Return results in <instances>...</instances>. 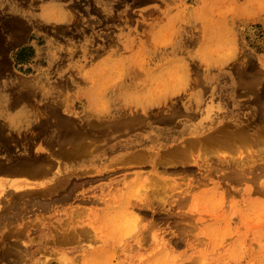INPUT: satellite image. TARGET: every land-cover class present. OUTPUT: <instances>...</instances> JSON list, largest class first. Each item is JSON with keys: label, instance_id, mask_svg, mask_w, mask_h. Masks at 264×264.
I'll return each mask as SVG.
<instances>
[{"label": "rangeland", "instance_id": "rangeland-1", "mask_svg": "<svg viewBox=\"0 0 264 264\" xmlns=\"http://www.w3.org/2000/svg\"><path fill=\"white\" fill-rule=\"evenodd\" d=\"M16 30L21 34L20 38L15 35ZM3 40L7 58L4 60L5 71L0 74V126H4L2 134L6 139L0 137V162L45 155L48 157L43 164L50 166L52 173L49 168L40 185L34 183L36 178L33 176L0 173V199L6 198L0 203V219L8 216L0 220V253L7 251L9 243L13 245L6 256L5 253L0 255V260H5L0 264H45L48 258H59L57 254H66L74 264H264V134L257 143L246 141L231 147L198 149L188 162L168 166L166 170L151 162L137 165L110 163L114 161L118 144L130 147L136 143V148L157 144L160 133L164 135L161 146L165 144L160 153L164 154L180 142L177 136H183L189 127L208 125L215 129L220 125L219 128L234 126L238 129L244 125L250 131L264 129V0H0V44ZM245 67L253 70L252 79L245 77L241 70ZM253 78L256 79L254 86L249 85L253 87L251 90L247 83L251 80L252 83ZM243 80H249L244 83L249 89L244 87ZM9 87L11 91L7 90ZM254 87L256 92L252 93ZM29 89L30 92H26ZM22 90L30 96L29 103L24 98L18 106L10 107V103L24 92ZM258 92L263 94L262 101L256 99ZM155 94L163 99L162 104L150 108L138 104L139 98ZM200 99L202 101L197 104ZM174 104L181 110L176 112L172 123L166 121L168 124H165L152 118L158 114L168 116L174 111V108L168 110ZM160 107L163 112L165 110L164 114ZM134 109L139 112L136 114ZM152 109L159 110L158 114ZM124 112L130 115L129 119ZM181 112L186 114L178 115ZM47 113L49 115H44ZM123 117L127 121L141 122L138 126H145L136 129V121H130L133 125L136 123L132 130L133 125L123 123ZM55 119L58 121L54 122ZM102 120L109 122L112 128H107ZM110 121L125 124L122 125L124 131ZM226 123L231 126H224ZM84 124L102 128L91 126L93 130L86 125L87 129ZM10 130L15 133V140L11 139L15 137ZM113 130L117 136L114 141L109 139ZM60 131L68 136L65 138ZM67 144L71 146L67 147ZM78 145H82V151L74 157L79 158L72 154L68 158L71 151L76 153ZM60 147H63L62 152L58 151ZM81 152L83 156L79 155ZM64 170L70 174L66 175ZM81 171L85 173L81 174ZM64 175L71 178L70 181L74 180L65 188L61 184ZM137 175L148 178L145 185L140 184ZM52 184L57 189H50ZM124 184L132 188L127 196L119 192ZM44 185L43 191H46L42 194ZM30 187L31 192L35 188L32 194ZM9 188L11 191L5 192ZM70 189H73L72 197L66 194ZM18 190L26 192L22 194ZM12 192H17L14 199ZM16 194L19 197L25 195L21 199L25 204ZM28 201L32 203L27 205ZM51 201L54 203L50 205ZM15 204L17 207L25 205L26 209L24 207L22 211L26 210V213ZM18 209L20 213L16 211ZM113 209L119 213L124 211L126 217L117 220L129 228L118 233L119 238L124 233L125 240L116 243L117 247L105 255L98 256L92 250L93 246H103L102 240L97 239L100 244L71 240L74 243L71 244L58 239L66 230L90 227L92 220L99 218L95 214L97 211ZM9 215H12L11 219ZM2 221L6 223L2 224ZM136 226L138 230L132 231L131 228ZM21 228L24 230L20 231ZM153 232L157 233L156 238L152 236ZM5 235L8 238L5 239ZM16 255L21 258H14ZM54 264H60V261L56 260Z\"/></svg>", "mask_w": 264, "mask_h": 264}, {"label": "bare ground", "instance_id": "bare-ground-1", "mask_svg": "<svg viewBox=\"0 0 264 264\" xmlns=\"http://www.w3.org/2000/svg\"><path fill=\"white\" fill-rule=\"evenodd\" d=\"M113 19H115V18H113ZM13 30H15V28L13 29ZM17 31V30H16ZM18 32V31H17ZM15 33V35H18V38H20L21 37V34H19V32L18 33ZM9 33V32H8ZM109 40V39H108ZM110 41V40H109ZM111 43H112V41H110ZM109 42V43H110ZM157 45V44H156ZM130 46V45H129ZM128 45H127V47H129ZM159 46V45H158ZM156 48V47H155ZM163 50V49H162ZM98 51V50H97ZM160 51V50H159ZM90 53H92V52H90ZM160 53H162V52H160ZM158 54V53H157ZM156 54V55H157ZM156 57H158V55L156 56ZM4 60L5 59H3V60H1V62H0V74L3 72V71H5V62H4ZM7 61V60H6ZM8 66V65H7ZM242 71H243V73L246 75H244L243 73H241V74H243L245 77H248V78H250L251 77V79H252V76L253 75H255L253 72H251V71H253V70H249V68L248 67H245V68H243V69H241ZM255 71V70H254ZM241 72V71H240ZM250 72H251V74H250ZM256 73V72H255ZM240 74V75H241ZM14 75V74H13ZM243 75H241V78H242V76ZM9 76V75H8ZM256 78H258L259 76L256 74ZM14 77V76H13ZM244 77V78H245ZM254 77V76H253ZM2 78V77H1ZM255 78V79H256ZM250 79V80H251ZM254 78H253V82L251 83V81L249 82V80H247V82H249V83H247V82H245L244 80H243V85H245L244 83H247V86H251L252 84V86H254L255 84H254V80H255ZM12 80V79H11ZM259 80V83L261 82L260 81V78L258 79ZM15 81V80H14ZM24 81V80H23ZM32 81V80H31ZM25 82H29V81H25ZM25 82H23V83H25ZM14 83V82H13ZM31 83V82H30ZM218 83V82H217ZM242 83V82H241ZM258 83V84H259ZM29 84V83H28ZM28 84H26V85H28ZM11 85H13V84H11ZM23 85V84H22ZM25 85V86H26ZM30 85H32V83L30 84ZM242 85V84H241ZM242 85V86H243ZM14 86H16V88L18 87V85H15L14 84ZM246 85L244 86L245 88L247 87ZM249 86V87H250ZM3 87V86H2ZM27 87H29V86H27ZM158 87V86H157ZM156 87V88H157ZM159 87H160V85H159ZM165 87V86H164ZM19 88V87H18ZM248 88V87H247ZM251 88V90H252V88L253 87H250ZM10 90L11 91V88L9 87V88H7V90ZM15 89V88H14ZM113 89V88H112ZM249 89V88H248ZM18 90V89H17ZM28 90V89H27ZM26 90V92H30V89H29V91H27ZM164 90H166V88L164 89ZM163 90V91H164ZM250 90V91H251ZM256 89H255V87H254V89H253V91H252V93L254 92H256L255 91ZM22 91H24V90H22ZM156 91H157V89H156ZM12 92H14V91H12ZM166 92V91H165ZM157 93H158V91H157ZM160 93V92H159ZM31 94V93H30ZM99 94H100V92H99ZM109 94H110V92H109ZM165 94V93H164ZM256 95V94H255ZM201 96V95H200ZM257 96L258 97H256V99L257 100H261L262 101V98H263V94L262 93H260V92H258L257 93ZM15 97V96H14ZM17 97V96H16ZM32 97V96H31ZM18 99L16 100V98H14V100H16V101H12V103H10V107H12V106H15L16 107V105L18 106V104H20V102H22V100H25L26 98V101H27V103H29L28 102V98L30 99V96L29 95H27L26 93H25V91L24 92H22V93H20V95H19V97H17ZM25 98V99H24ZM255 99V98H254ZM264 99V98H263ZM13 100V99H12ZM30 101V100H29ZM198 101V103L197 104H199L202 100L200 99V100H197ZM253 103H257V101L256 102H254V100H251ZM31 102V101H30ZM260 102V101H259ZM163 103V99H161V97H159L158 95H149V96H147V97H143V98H139L138 99V104H140V105H142V107L143 108H146V107H149V106H153L154 104H162ZM137 104V103H136ZM30 105V104H29ZM51 105V104H50ZM257 105V104H256ZM258 105H260V104H258ZM187 106H189V105H187ZM51 107V106H50ZM127 107V106H126ZM168 107V106H167ZM177 106H175V104L174 105H172V107L170 106V109H168V110H173L172 108H174V111H172V113H169V115L168 116H165V114H164V112H165V110H164V112H163V108L162 107H160V108H162V112H163V114H164V116L163 115H159L158 114V112H159V110H156V112H157V114H158V116L157 117H152L153 119H156L157 121H161L162 123H163V121L165 122V124H168V123H166V121L167 122H173L174 120H173V118H174V116H176V112L178 113V112H180V110H181V108H179V107H177ZM123 108V107H122ZM133 108V107H132ZM136 108V107H135ZM150 108V107H149ZM155 108V107H154ZM159 108V109H160ZM166 108V107H165ZM169 108V107H168ZM188 108V107H187ZM193 108V107H192ZM53 109V108H52ZM51 109V110H52ZM124 109H125V106H124ZM158 109V108H157ZM177 109V110H176ZM256 109V108H255ZM48 110V109H47ZM51 110H49V111H51ZM55 110V109H54ZM128 110V109H127ZM144 110V109H143ZM143 110H142V113H144L143 112ZM153 110V109H152ZM155 110H153L154 112H155ZM49 111H47V112H49ZM126 111V110H125ZM134 111H135V109H134ZM256 111H258V110H256ZM44 112H45V110H44ZM43 112V113H44ZM55 112H57V111H55ZM121 112V111H120ZM128 112H130V111H128ZM132 112V111H131ZM131 112H130V114H131ZM137 111H135V113H136ZM139 112V111H138ZM137 112V113H138ZM153 112V113H154ZM193 112H195V111H193ZM50 113V112H49ZM117 113V112H116ZM125 113V112H124ZM136 113V114H137ZM146 113V112H145ZM153 113H152V115H153ZM50 114H54L55 115V117H56V114L55 113H52V111H51V113ZM103 114V113H102ZM126 114V113H125ZM136 114L134 115V112H133V115L134 116H136ZM161 114V113H160ZM186 113H184V114H182V112L180 113V114H178V115H182V116H184ZM190 114H192V116H195L194 114H196V113H190ZM190 114L188 115L189 117H190ZM44 115H49L48 113L47 114H44ZM43 115V116H44ZM124 115V114H123ZM127 115V114H126ZM125 115V116H126ZM132 115V114H131ZM132 115V116H133ZM138 115H141V113L140 114H138ZM151 115V114H150ZM149 115V116H150ZM42 116V115H41ZM58 116V115H57ZM60 116V115H59ZM66 116V115H65ZM129 116L130 115H127L126 116V118L128 117V119H129ZM148 116V117H149ZM261 116V115H260ZM259 116V117H260ZM51 117H53V116H51ZM54 117V118H55ZM63 117L64 116H62V119L61 120H63ZM101 117H103V116H101ZM112 117V116H111ZM150 117V119H152ZM181 117V116H180ZM180 117H178V118H180ZM262 117V116H261ZM68 118V117H67ZM125 120L123 121V119H122V121H123V123H125L126 125L127 124H129V122L131 121H133L134 119H131L130 121H127L126 120V118L125 117H123ZM137 118V117H136ZM146 118V117H145ZM193 118V117H192ZM195 118V117H194ZM65 119H66V117H65ZM69 119H72V118H69ZM138 119V118H137ZM149 119V118H148ZM147 119V120H148ZM152 119V120H153ZM215 119V118H214ZM217 119V118H216ZM216 119H215V121H216ZM263 119V118H262ZM46 120H48V119H46ZM45 120V121H46ZM52 120H53V118H52ZM57 119H55L54 120V122L56 121ZM73 120H75V119H73ZM93 120V119H92ZM91 120V121H92ZM142 120H144V118L142 119ZM156 120H154V121H156ZM173 120V121H172ZM177 120H180V119H176V121ZM48 121H50V120H48ZM58 121V120H57ZM87 121V120H86ZM94 121V120H93ZM92 121V122H93ZM102 121H104V120H102ZM116 121V120H115ZM120 122H121V120H119ZM119 121H117V122H113V123H115L114 125H115V127L117 126V127H119V126H121V129H122V125H123V127H124V125L125 124H120V122ZM126 121V122H125ZM136 121V120H135ZM135 121H133L132 123H134ZM218 121V120H217ZM217 121H216V123H217ZM234 121V120H233ZM262 121H264V120H262ZM262 121H260V122H262ZM52 122V121H51ZM51 122H48V123H51ZM88 122V121H87ZM104 122H106V120L104 121ZM103 122V123H104ZM111 122V121H110ZM111 122V124L113 125V123ZM130 122V123H131ZM143 122H146V121H143ZM39 123V122H38ZM42 123V122H41ZM53 123V122H52ZM67 123V122H66ZM65 123V124H66ZM97 124L98 125V123L99 122H94V124ZM102 123V122H101ZM109 122H106V126H107V128L108 127H110L111 125L110 124H108ZM131 123V124H132ZM137 123V124H136ZM136 129H139L140 127L139 126H141V127H143L142 125H144V124H140L139 126H138V123H141V122H138V121H136ZM150 123V122H149ZM156 123V122H155ZM159 123V122H158ZM225 123V122H224ZM232 123V125H233V122H231ZM40 124V123H39ZM39 124L37 125V126H39ZM46 125H48L47 123H45ZM45 124H44V126H45ZM55 124V123H54ZM80 125H82L83 123H79ZM130 124V125H131ZM134 124V125H135ZM194 124V123H193ZM2 125V124H1ZM56 125V124H55ZM69 125V124H68ZM72 125V124H71ZM87 125V127L88 126H90V125H88V124H86ZM86 125L84 124V126H85V128H87L86 127ZM99 125H101V124H99ZM103 125V124H102ZM130 125H128V127H127V129L129 128V126ZM133 125V124H132ZM132 126V127H130L132 130H134L135 128V126ZM201 125V124H200ZM224 126L225 125H230V124H223ZM250 125V124H249ZM248 125V126H249ZM36 126V127H37ZM62 126H64V125H62ZM77 126V125H76ZM75 126V127H76ZM84 126H82V127H84ZM92 126V125H91ZM90 126V127H91ZM95 126V125H94ZM104 126V125H103ZM106 126H105V128H106ZM137 126H138V128H137ZM145 126V125H144ZM220 126V125H219ZM219 126H217V128H213V129H211V128H209V126L207 125V126H203V125H201V127L199 126V127H197V128H195V126L194 127H189L188 129H185V132H184V134H183V136H181V137H179V136H177V138L179 139V141L180 142H178V144L177 145H175L173 148H171V151L169 152L168 150V152H165L164 154H161L160 152H161V148H163L164 146H165V144L164 145H162L161 146V140L162 139H164V135H162L161 133L158 135V137H159V139H157V141H158V143L157 144H147V145H145L144 147H140V148H136L137 146H138V144H136V143H133V145L132 146H130L129 147V145H126V144H118L117 145V147L115 148V156L113 157V159H114V161H112V162H110V163H118L119 165L121 164L122 165V163L124 164H126V163H128V164H130V163H136V165H137V163L138 164H145V163H147V162H151L155 167H158V168H160V166H164L165 167V170L167 169L166 167H168V166H174V165H176V164H179V163H181V164H184V163H182V162H185V161H187L188 162V160H190V158L192 157V154H193V152L195 151V152H197L196 150H198V149H201V150H210V149H216L217 147L218 148H223L224 146L225 147H227V146H229V147H231L232 145H238V144H240V143H242L243 144V142L245 143L246 141H256V143L257 142H260L261 141V139H262V136H263V134H264V129L263 130H261V129H258V130H253V131H250L249 129H247V128H244L243 126L242 127H240V128H233L234 126H232V128L230 129V128H219ZM231 126V125H230ZM4 126H0V137H3L4 136V138H5V135H3L2 134V128H3ZM35 127V126H34ZM35 127V128H36ZM74 127V128H75ZM82 127H80V128H82ZM93 127V126H92ZM89 128V129H93V128H96V129H100V128H102V127H100V126H95V127H93V128ZM98 127V128H97ZM228 127V126H227ZM33 128V127H32ZM45 128H47L46 126H45ZM63 128V127H62ZM72 129H73V127H71ZM80 128H79V130H80ZM87 128V129H88ZM104 128V129H105ZM111 128H112V126H111ZM110 128V130H112ZM114 128V127H113ZM130 128H129V130H130ZM134 128V129H133ZM5 129V128H4ZM3 129V130H4ZM11 129V128H10ZM84 129V128H83ZM103 129V130H104ZM125 129V128H124ZM124 129H122L123 131H124ZM126 129V131L125 132H129V130H127ZM142 129V128H141ZM184 129V128H183ZM34 131H37L36 129H33ZM39 130H41L40 128H39ZM44 130V129H43ZM48 130V129H47ZM52 130V129H51ZM59 130V129H58ZM61 130V129H60ZM63 130H65L64 128H63ZM75 130H77V129H75ZM94 130V129H93ZM101 130V129H100ZM106 130V129H105ZM108 130V129H107ZM114 130H115V128H114ZM113 130V131H114ZM118 130H120V129H118ZM118 130H117V132L116 133H118ZM4 131H6V130H4ZM11 131H12V133H14L13 132V130H10V134H11ZM62 131V130H61ZM60 131V132H61ZM74 131V130H73ZM83 131H85V130H83ZM112 131V137H110L109 138V136H108V138L109 139H115L117 136H116V134H115V131L113 132ZM7 132V131H6ZM67 132V131H66ZM77 132V131H76ZM79 132V131H78ZM95 132V131H94ZM105 132V131H104ZM107 132V131H106ZM111 132V131H110ZM110 132H107V133H110ZM120 133H121V130L119 131ZM128 132L127 133H125V134H127V136H128ZM132 132H134V131H132ZM37 133V132H36ZM58 133V132H57ZM61 133H63V132H61ZM73 133V132H72ZM80 133H82L81 132V130H80ZM79 133V134H80ZM85 133V132H84ZM89 133V132H88ZM91 133V132H90ZM101 133H103L102 131H101ZM155 133H156V131H155ZM254 133V134H253ZM48 134V133H47ZM59 134V133H58ZM64 134H66L65 132L62 134V135H64ZM76 134H78V133H76ZM75 134V135H76ZM86 134V133H85ZM13 135V134H12ZM61 135V134H60ZM72 135V134H71ZM103 135H105V133H103ZM110 135V134H109ZM118 135H121V134H118ZM15 138H11V139H13V140H15L16 139V135H15V133H14V135H13ZM12 136V137H13ZM68 135H66V137H67ZM79 136V135H78ZM88 136H90V135H88ZM114 136H116V137H114ZM156 136V135H155ZM42 137V136H41ZM57 137V136H56ZM62 137V136H61ZM64 137H65V135H64ZM65 137V138H66ZM73 137H75V136H73ZM82 137H84L83 135H82ZM81 137V139H83ZM85 137H87V136H85ZM93 137V136H92ZM98 137V136H97ZM101 137V136H100ZM105 137H106V135H105ZM121 137V136H120ZM60 138V137H59ZM65 138H64V140H65ZM161 138V139H160ZM6 139V138H5ZM10 139V138H9ZM81 139H79V140H81ZM92 139V138H91ZM96 139V138H95ZM98 139H100V138H98ZM177 139V140H178ZM60 140V139H59ZM59 140H57V141H59ZM61 140H63V139H61ZM67 140V139H66ZM68 140H70V139H68ZM71 140H72V138H71ZM89 140V139H88ZM103 140V139H102ZM101 140V141H102ZM108 140V139H107ZM111 140V141H112ZM116 140V139H115ZM124 140V139H123ZM138 140V139H137ZM4 141V140H3ZM8 141V140H7ZM10 141H12V140H10ZM110 141V140H109ZM114 141V140H113ZM72 142V141H71ZM74 142V141H73ZM72 142V143H73ZM76 142H78V141H76L75 140V143ZM81 142H84L85 143V141H81ZM87 142V141H86ZM92 142V141H91ZM91 142L89 143L88 142V144H91ZM96 142V141H95ZM100 142V141H99ZM104 142H106V140L104 141ZM57 143H59V142H57ZM65 143V142H64ZM71 143V144H72ZM74 143V144H75ZM93 143V142H92ZM106 143H108V142H106ZM112 143V142H111ZM142 143V142H141ZM151 143V142H150ZM160 143V144H159ZM255 143V142H254ZM68 144H69V141H68ZM66 145L67 147L68 146H71V144L70 145ZM73 144V145H74ZM82 144V143H81ZM87 144V143H86ZM87 144V145H88ZM5 145V144H4ZM60 145V144H59ZM76 145V144H75ZM93 145V144H92ZM98 145V144H97ZM106 145V144H105ZM109 145V144H108ZM111 145V144H110ZM140 145V144H139ZM1 146V145H0ZM7 146V145H6ZM62 146V145H61ZM81 146L82 145H78L77 147H76V149H75V151L74 152H76V153H72V151H71V153H69L68 154V158L70 157V154H72L73 155V157H74V155L75 154H77V153H79L80 152V150L82 149L81 148ZM91 146V145H90ZM103 147H104V145H102ZM161 146V147H160ZM65 147V146H64ZM83 147H84V145H83ZM93 147V146H92ZM95 147V146H94ZM93 147V148H94ZM101 147V146H100ZM99 146H98V148H100ZM63 149V147H60V149ZM96 148V147H95ZM97 148V149H98ZM114 148V147H113ZM1 149V148H0ZM27 149H28V147H27ZM51 150H52V148H50ZM62 149L61 150H59L58 149V151H61L62 152ZM71 149H73V148H71L70 147V150ZM85 149V148H84ZM87 149H88V147H87ZM96 149V150H97ZM102 149V148H101ZM112 149V148H111ZM225 149V148H224ZM2 150V149H1ZM0 150V151H1ZM7 150V149H6ZM29 150V149H28ZM30 150H31V148H30ZM67 149L65 148V151H66ZM95 150V149H94ZM106 151H107V149H105ZM104 150V151H105ZM9 151V150H8ZM54 151H56V150H54ZM57 151V152H58ZM82 151V150H81ZM85 151V150H84ZM101 151V150H100ZM163 151V150H162ZM165 151V150H164ZM45 152H47L46 150H45ZM56 152V153H57ZM67 152V151H66ZM87 152V151H86ZM88 152H89V149H88ZM10 153V152H9ZM48 153V152H47ZM53 153V152H52ZM55 153V152H54ZM85 153V152H84ZM90 153V152H89ZM163 153V152H162ZM42 154V153H41ZM81 154H82V152L79 154L80 156H81ZM92 154V153H91ZM27 155H29V154H27ZM31 155V154H30ZM49 155V154H48ZM53 155V154H52ZM64 155H67V153H65ZM64 155H63V157H64ZM71 155V156H72ZM84 155H87V154H84ZM162 155H165V156H162ZM37 156V155H36ZM38 156H39V154H38ZM50 156V155H49ZM61 156V155H60ZM82 156H83V154H82ZM106 156V155H105ZM166 156H168V157H166ZM8 157H9V155H8ZM24 157H26V156H24ZM47 157L48 156H45V155H43V156H40V157H35V158H32V157H28V158H20V159H18V160H16L15 162H13V161H11L10 163H6V161L4 162V160H3V162L4 163H2V162H0V173L2 172V173H4V175L5 176H9L10 174H5V173H12V174H17L18 175V173H19V175L20 174H22V176H25V175H27L26 177H30V176H33V177H35L36 179H34V178H32V179H34L33 181H34V183H36V182H39V184L38 185H40V183L41 182H44V178L46 179V177H45V175L47 174V173H49L52 169H51V167L49 166V168H50V170H49V172H48V166L46 167V166H44V164L43 163H45L46 162V160H47ZM78 158H79V156H77ZM77 157H74V158H77ZM10 158V157H9ZM49 158H51V157H49ZM68 158H66V160L68 159ZM72 158V157H71ZM73 158V159H74ZM102 158V157H101ZM100 158V159H101ZM107 158V157H106ZM65 159V158H64ZM108 159H109V157H108ZM12 160H14V159H12ZM49 160V159H48ZM8 161V160H7ZM99 161V160H98ZM49 162H50V160H49ZM49 162H47L48 163V165H51V164H49ZM187 162L185 163L186 165H187ZM6 163V164H5ZM51 163V162H50ZM46 164V163H45ZM98 164V163H97ZM167 164H169V165H167ZM149 165V164H148ZM52 166V165H51ZM62 166V165H61ZM85 166V165H84ZM83 166V167H84ZM147 166V165H146ZM177 166H179V165H177ZM80 167V166H79ZM86 167V166H85ZM143 167V166H142ZM164 167H161L162 169L164 168ZM181 167V166H180ZM180 167H179V170H180ZM185 167H187V166H185ZM53 168V167H52ZM67 168V167H66ZM190 167H189V165H188V169H189ZM60 169V168H59ZM62 169V168H61ZM60 169V171L62 172L63 170H61ZM65 169V168H64ZM97 168H95L94 170H96ZM184 169V168H183ZM235 168H233V170H234ZM71 170V169H70ZM75 170H77V169H75ZM84 170H86V169H84ZM161 170V169H160ZM73 171H74V169H73ZM89 171H90V173H92L91 171V169H89ZM89 171H88V173H89ZM139 171V170H138ZM60 172V173H61ZM66 172V170H64V173ZM70 172V171H69ZM72 172V171H71ZM79 172V171H78ZM77 172V173H78ZM84 171H81V174L83 173ZM99 172L101 173V170H99ZM1 173V174H2ZM52 173V171L50 172V174ZM73 174H74V172H72ZM72 173H71V175H72ZM85 173V172H84ZM86 173H87V171H86ZM89 173V174H90ZM94 173V172H93ZM234 173H235V170H234ZM54 174V173H53ZM66 174V173H65ZM68 174H70V173H68ZM68 174H66V175H68ZM78 174H80V173H78ZM143 174H145L144 172H143ZM237 174V173H236ZM239 174V173H238ZM237 174V175H238ZM3 175V176H4ZM18 175V176H19ZM29 175V176H28ZM55 175V174H54ZM66 175H64L65 177H63L62 179L64 180L61 184L62 185H64L63 187L65 188V185H66V187H69L70 186V183L71 182H73V181H70V179L71 178H69L68 176L66 177ZM76 175V174H75ZM85 175V174H84ZM146 175V174H145ZM11 176V175H10ZM16 176V175H15ZM21 176V175H20ZM48 176V175H47ZM63 176V175H62ZM70 176V175H69ZM78 176V175H77ZM80 176V175H79ZM71 177V176H70ZM74 177V176H73ZM96 177H97V175H96ZM99 177V176H98ZM38 178V179H37ZM84 178V177H83ZM87 178H89V177H87ZM137 178H138V180H139V182H140V184L141 185H145V183H146V180H148V178H145L144 177V175H137ZM198 178V177H197ZM58 179V178H57ZM61 179V180H62ZM76 179V178H75ZM80 178H78V181L79 182H81L80 180H79ZM85 179H86V177H85ZM123 179V178H122ZM122 179H119L118 181L119 182H123V180ZM198 179H202V178H198ZM197 179V180H198ZM54 180V179H53ZM72 180V179H71ZM122 180V181H121ZM4 181H5V179H4ZM51 181V180H50ZM57 181V180H56ZM56 181H55V183H56ZM58 181H59V179H58ZM77 181V180H76ZM82 181H83V179H82ZM88 181V180H87ZM199 181V180H198ZM201 181V180H200ZM199 181V182H200ZM204 181V180H203ZM202 181V182H203ZM60 182V181H59ZM136 182V181H135ZM139 182L137 181L135 184H137V186H139ZM201 182V183H202ZM51 183V182H50ZM77 183V182H76ZM75 183V184H76ZM82 183H84V181L82 182ZM88 183H89V181H88ZM60 184V183H59ZM81 184V183H80ZM84 184H86V181H85V183ZM13 185V184H12ZM79 185V184H78ZM2 186V182L0 181V187ZM41 186H42V184H41ZM51 186V185H50ZM130 186L131 185H129V184H124V186L122 187V189L119 191L120 192V195H128L129 194V188H130ZM39 187V186H38ZM37 187V188H38ZM56 187V186H55ZM54 187V184H52V187H49L50 189H53V188H55ZM59 187V186H58ZM72 187H73V185H72ZM76 187H77V184H76ZM36 188V189H37ZM42 188V190L39 188V190H41L40 192L42 193V194H45V193H43V192H45V191H43V188H45V185H44V187H41ZM60 188V187H59ZM78 188V187H77ZM10 189V188H9ZM5 190V192L6 191H8V193L11 191V189L10 190ZM29 189V188H28ZM31 187H30V192H31ZM34 187H33V191H34ZM55 189H57V188H55ZM130 189H132V188H130ZM13 190H15V189H13ZM23 190H24V188H23ZM22 190V191H23ZM61 190V189H60ZM64 190V189H63ZM68 190V189H67ZM66 190V191H67ZM73 190V189H72ZM71 189H70V191H67V193L66 194H68L69 196H71L70 195V193H72L71 191H72ZM76 190V189H75ZM74 190V191H75ZM18 191H20V193L22 192L21 190H18ZM32 191V192H33ZM37 191V190H36ZM35 191V192H36ZM49 191V190H48ZM73 191V192H74ZM24 192H26V190L24 191ZM24 192H22V194L24 193ZM27 192H28V190H27ZM30 192H28L29 194H30ZM32 192H31V194H32ZM39 192V191H38ZM39 192V193H40ZM55 192H56V190H55ZM13 193V192H12ZM11 193V194H12ZM15 193H17V192H15ZM15 193H13L12 195H11V197L13 198V197H15L16 198V196H14L15 195ZM19 193V192H18ZM27 193V194H28ZM54 193V192H53ZM58 193H59V190H58ZM1 194V193H0ZM4 194H6V193H4ZM22 194H20V195H22ZM26 193H25V195H27ZM29 194H28V196H29ZM38 194V193H37ZM55 194H57V193H55ZM75 194V193H74ZM17 195V194H16ZM19 195V194H18ZM17 195V197L18 198H20L19 200H20V202H21V199L23 198V197H25V195L24 196H21V197H19ZM36 195V194H35ZM39 195V194H38ZM63 195H64V193H63ZM72 195H73V193H72ZM31 196H33V195H31ZM30 196V197H31ZM45 196H47V195H45ZM3 197H4V195H3ZM7 197H9V196H7ZM44 197V196H43ZM56 197H58V195H56ZM61 197H62V195H61ZM68 197V196H67ZM72 197V196H71ZM0 198H2V196L0 195ZM12 198H10L9 197V199H12ZM17 198V199H18ZM33 198V197H32ZM34 198H36V197H34ZM37 198H39V197H37ZM36 198V199H37ZM52 198V197H51ZM58 198H60V197H58ZM64 198V197H63ZM65 198H66V195H65ZM6 198H4V199H0V203L2 202L1 200H5ZM14 199V198H13ZM26 199V198H25ZM29 199H31V198H29ZM35 199V200H36ZM46 199V198H45ZM62 198H60V200H61ZM8 200V199H7ZM6 200V201H7ZM40 200H41V197H40ZM44 200V199H43ZM53 200V199H52ZM70 200V199H69ZM86 200V199H85ZM25 201H27V200H25ZM31 201L33 202V200L31 199ZM42 201V200H41ZM45 201V200H44ZM47 201V200H46ZM45 201V202H46ZM48 201H50L49 199H48ZM55 201V200H54ZM66 200H63V202H65ZM71 201V200H70ZM183 201V200H182ZM11 202V200L9 201V203ZM14 202V200H12V203ZM17 202V201H16ZM20 202H19V204H20ZM32 202H30V203H32ZM39 202V201H38ZM43 202V201H42ZM52 202L53 201H51V203H50V205L52 204ZM60 202V201H59ZM8 203V202H7ZM8 203V204H9ZM22 203V202H21ZM28 203H29V201L27 202V205H28ZM29 203V204H30ZM35 203V202H34ZM41 202H39L38 204H39V206H41V204H40ZM49 203V202H48ZM54 203V202H53ZM55 203H57V202H55ZM142 203V202H141ZM140 203V204H141ZM8 204H5V206L6 205H8ZM22 204H25V203H22ZM38 204H37V206H38ZM139 204V205H140ZM3 205H4V203H3ZM2 205V206H3ZM14 205V204H13ZM31 205H35V204H31ZM48 205V204H47ZM146 205V204H145ZM144 205V206H145ZM5 206H4V210L6 209L5 208ZM15 206H16V204H15ZM14 206V207H15ZM38 206V207H39ZM45 206H46V204H45ZM44 206V207H45ZM10 207H12V206H10ZM17 207V206H16ZM20 209H21V211H22V208H24L25 207V205H24V207L21 205V207L20 206H18ZM17 207V208H18ZM34 207V206H33ZM42 207V209H45V208H43V206H41ZM41 207H39L38 209H40ZM0 208H1V210H2V207H1V204H0ZM13 208V207H12ZM16 208V209H17ZM28 208H30L29 206H28ZM142 208H144L143 207V205H142ZM13 209H15V208H13ZM20 209H18V210H16V211H19ZM25 209H26V207H25ZM48 209V208H47ZM140 209H141V207H140ZM139 208H138V210H140ZM0 210V211H1ZM3 210V211H4ZM29 210V209H28ZM35 210V209H34ZM10 211V210H9ZM21 211H19V213L21 212ZM26 211V210H25ZM24 210L22 211V212H24V214L26 213ZM144 211V210H143ZM2 212V211H1ZM105 212V213H104ZM109 211L108 210H106V211H104L103 210V212L100 210V211H97L95 214H98V216H99V218H98V220H92V222H91V224H90V227H77L78 229H71L72 230V232H70L69 230H66L65 231V229H64V231L65 232H63V233H61V235L57 232V231H55V233H58L59 235H57V236H59L58 237V239H60V240H62L63 242L65 241V242H69L70 241V243L71 244H74V243H76V242H78V243H82V242H84V241H86V240H88V241H86V242H89V241H93V243H99L100 244V242L98 241V240H102V242H103V246H93V248H92V250L94 251L93 253L94 254H96V255H98V256H100V255H105L108 251H112V249L114 250L117 246H115V244L116 243H118V244H120V243H122L124 240H125V238H126V236L125 235H123V234H121V237L119 238V236H118V233L119 232H123V231H125L124 229H128L129 228V226L127 227L124 223H121V222H118V218L119 217H122L123 216V218L124 217H126V214L124 213V211H122L121 213H119V211L117 210V209H113V210H111L109 213H108ZM6 213V212H5ZM4 213V214H5ZM12 213H14V212H12ZM17 214H18V212H16ZM15 213V214H16ZM30 213V212H29ZM102 213L104 214V216H101L102 215ZM0 214H2V213H0ZM3 214V215H4ZM14 214V215H15ZM28 214V213H27ZM125 214V215H124ZM128 214V213H127ZM8 215V214H7ZM139 215V214H138ZM1 216V215H0ZM12 215H9V218L11 217ZM16 216L17 215H15V218H16ZM18 216H19V214H18ZM4 217V219H7V217H5V215L3 216ZM3 217H1V219L0 220H2L3 219ZM137 217H139V216H137ZM8 218V219H9ZM11 219V218H10ZM9 219V220H10ZM140 219V218H139ZM12 220H13V217H12ZM3 221H5V220H3ZM2 221V222H3ZM1 222V221H0ZM15 221H13V223H14ZM17 222V221H16ZM15 222V223H16ZM6 222H3L2 224H5ZM7 223H8V221H7ZM11 223V222H10ZM10 223H8L10 226H11V224ZM26 222H24V224H25ZM28 223V222H27ZM71 223H73V222H71ZM1 224V225H2ZM7 224V225H8ZM29 224V223H28ZM14 225V227H15V225L16 224H13ZM31 225V224H30ZM67 223H66V227H67ZM3 226V225H2ZM10 226H8V227H10ZM35 226V225H34ZM65 226V225H64ZM1 227V226H0ZM61 227V226H60ZM23 228H26V225L25 226H23ZM138 228V226H136V227H133V228H131V230L132 231H135L136 229ZM11 229L13 230V227H11ZM24 229H22L21 228V230L20 231H23ZM55 230V229H54ZM138 230V229H137ZM19 231V234L21 235V232ZM9 232H11V231H9ZM140 232H141V230H140ZM145 232V231H144ZM12 233V232H11ZM10 233V234H11ZM16 233L18 234V232H17V230H16ZM23 234H24V232H22ZM30 233V232H29ZM139 233V232H138ZM147 233V232H146ZM16 234V235H17ZM143 234H145V233H143ZM12 235H14V233L12 234ZM11 235V236H12ZM28 235V234H27ZM147 235V234H146ZM145 235V236H146ZM155 235V236H154ZM10 236V237H11ZM15 236V235H14ZM144 236V235H143ZM145 236H144V238H145ZM153 237H157V233L156 232H153V235H152ZM5 237V239H6V235L4 236ZM13 237V236H12ZM16 237V236H15ZM15 237H13V239L15 238ZM23 237H24V235H23ZM8 238V237H7ZM17 238H19V236L17 237ZM16 238V239H17ZM144 238H143V240H144ZM147 238H148V235H147ZM9 239H11V238H9ZM9 239H7V240H9ZM13 239H11L12 241H13ZM57 239V241H59ZM95 239H96V241H95ZM98 239V240H97ZM71 240H74V243L73 242H71ZM146 240V239H145ZM16 241V240H15ZM18 241H19V239H18ZM21 241V240H20ZM139 241V240H138ZM9 242V241H8ZM11 242V241H10ZM22 242V241H21ZM62 242V243H63ZM90 242V243H91ZM173 242V241H172ZM7 243V242H6ZM18 243V242H17ZM61 243V244H62ZM85 243V242H84ZM139 243V242H138ZM2 244V243H1ZM10 245H8L9 247H8V249H7V247H6V249H7V251L8 252H11L12 251V247L11 246H13L12 245V243H9ZM34 244V243H33ZM57 244V243H56ZM65 244V243H64ZM63 244V245H64ZM83 244V243H82ZM126 244V243H125ZM175 244H176V241H175ZM7 245V244H6ZM16 245V244H15ZM58 245V244H57ZM66 245V244H65ZM92 245V244H91ZM95 245V244H94ZM160 245H163V244H161L160 243ZM18 246H21V245H18ZM87 246V245H86ZM164 246V245H163ZM15 247H17V246H15ZM15 247H13L14 249H17V248H20V247H17V248H15ZM29 247V246H28ZM71 247V246H70ZM91 247V246H90ZM122 247V246H121ZM26 248V247H25ZM157 248H159V247H157ZM5 249V250H6ZM21 249V248H20ZM19 250V249H18ZM22 250V249H21ZM39 250V249H38ZM7 251H1L3 254L5 253V256L7 255L6 253H7ZM16 251V250H15ZM48 251V250H47ZM18 252V251H17ZM17 252H15V253H17ZM28 251H27V249H26V254H28L27 253ZM2 253H0V255L2 254ZM21 253V252H20ZM22 253H24V252H22ZM9 254V253H8ZM13 254V253H12ZM11 254V255H12ZM25 254V253H24ZM53 254V253H52ZM55 254V253H54ZM61 254H62V252H61ZM58 255V257L59 258H57V257H55V258H48V260H46V262H45V264H54L55 263V261L57 260L58 262L60 261V264H74V263H72V261L70 260V257L69 256H65V255H59V254H57ZM2 256V255H1ZM5 256H3V257H5ZM21 256V255H20ZM44 256V255H43ZM51 256V255H50ZM60 256H62V258L60 257ZM8 257V256H7ZM7 257H5V258H7ZM9 257H10V255H9ZM16 257H18L17 255L14 257V258H16ZM26 257H30V256H27L26 255ZM18 258H21V257H18ZM23 258V257H22ZM41 258V257H40ZM17 259V258H16ZM3 260V259H2ZM6 260H9L10 262H11V259H6ZM15 260V259H14ZM25 260V259H24ZM1 261V260H0ZM3 261H5V260H3ZM3 261H1V262H3ZM8 261V262H9ZM12 261H13V258H12ZM16 261V260H15ZM41 261V260H40ZM14 262V261H13ZM16 263V262H15ZM86 263V262H85ZM2 264V263H1ZM4 264V263H3ZM5 264H7V262L5 263ZM9 264V263H8ZM12 264V263H11Z\"/></svg>", "mask_w": 264, "mask_h": 264}, {"label": "crops", "instance_id": "crops-1", "mask_svg": "<svg viewBox=\"0 0 264 264\" xmlns=\"http://www.w3.org/2000/svg\"><path fill=\"white\" fill-rule=\"evenodd\" d=\"M3 34V38H5V32L4 30L2 31ZM5 40H3V43L0 44V47L2 46V48H0V60L6 59L7 58V51H6V47H5Z\"/></svg>", "mask_w": 264, "mask_h": 264}]
</instances>
